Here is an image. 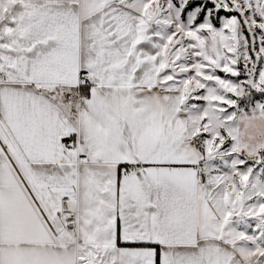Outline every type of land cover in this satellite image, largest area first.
Wrapping results in <instances>:
<instances>
[{
  "label": "snow or ice",
  "instance_id": "1",
  "mask_svg": "<svg viewBox=\"0 0 264 264\" xmlns=\"http://www.w3.org/2000/svg\"><path fill=\"white\" fill-rule=\"evenodd\" d=\"M0 264H264V0H0Z\"/></svg>",
  "mask_w": 264,
  "mask_h": 264
}]
</instances>
